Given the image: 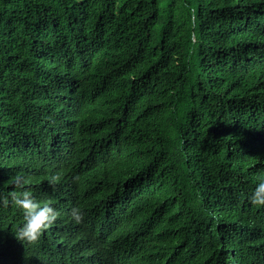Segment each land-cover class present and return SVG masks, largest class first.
I'll list each match as a JSON object with an SVG mask.
<instances>
[{"label": "trees", "instance_id": "1", "mask_svg": "<svg viewBox=\"0 0 264 264\" xmlns=\"http://www.w3.org/2000/svg\"><path fill=\"white\" fill-rule=\"evenodd\" d=\"M261 178L264 0H0V264H264Z\"/></svg>", "mask_w": 264, "mask_h": 264}, {"label": "clouds", "instance_id": "2", "mask_svg": "<svg viewBox=\"0 0 264 264\" xmlns=\"http://www.w3.org/2000/svg\"><path fill=\"white\" fill-rule=\"evenodd\" d=\"M56 179L53 177L52 182H55ZM14 183L21 190L12 192L11 198L16 205L23 209V223L15 235L35 241L44 229L57 220L60 212L51 203H41L30 189L25 188L24 185L28 183L26 178L17 175ZM249 198L255 204L264 205V178L259 180ZM72 217L76 223H81L84 213L79 208H73Z\"/></svg>", "mask_w": 264, "mask_h": 264}]
</instances>
